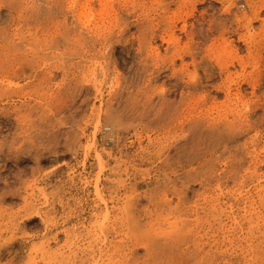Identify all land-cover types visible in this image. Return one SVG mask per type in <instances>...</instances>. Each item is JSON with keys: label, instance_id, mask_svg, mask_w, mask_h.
Segmentation results:
<instances>
[{"label": "rangeland", "instance_id": "obj_1", "mask_svg": "<svg viewBox=\"0 0 264 264\" xmlns=\"http://www.w3.org/2000/svg\"><path fill=\"white\" fill-rule=\"evenodd\" d=\"M0 264H264V0H0Z\"/></svg>", "mask_w": 264, "mask_h": 264}]
</instances>
